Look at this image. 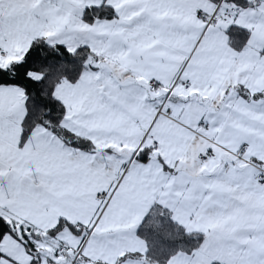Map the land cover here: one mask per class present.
<instances>
[{
  "label": "snow or ice",
  "instance_id": "6c2138e0",
  "mask_svg": "<svg viewBox=\"0 0 264 264\" xmlns=\"http://www.w3.org/2000/svg\"><path fill=\"white\" fill-rule=\"evenodd\" d=\"M0 264H264V0H0Z\"/></svg>",
  "mask_w": 264,
  "mask_h": 264
}]
</instances>
